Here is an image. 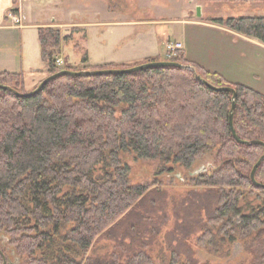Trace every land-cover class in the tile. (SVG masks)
<instances>
[{
	"label": "trees",
	"instance_id": "16d2710c",
	"mask_svg": "<svg viewBox=\"0 0 264 264\" xmlns=\"http://www.w3.org/2000/svg\"><path fill=\"white\" fill-rule=\"evenodd\" d=\"M216 22L264 43V15ZM39 40L47 77L65 69L79 71L56 64L62 43L59 29L39 28ZM183 56L167 61L190 65L196 72L157 66L133 73L63 75L34 96H18L0 87V231L7 233L4 240L17 251L16 262L29 255L24 264H49L47 253L34 256L47 245L54 264H155L149 249L159 232L151 223L141 236L139 224L134 227L130 222L129 235L115 237L112 253L98 259L85 257L96 239L110 238L117 223L130 219L150 189L130 184V168L121 161L128 149L142 158L185 168L216 150L213 172L196 183L217 189L210 200L215 203L213 219L238 212L245 190L261 191L264 198V188L251 178L264 146L234 137L230 125L234 94L210 88L197 75L215 87L236 90L233 124L242 141L264 142V94ZM154 61L163 60L144 63ZM83 62H88L87 55ZM0 86L31 92L26 91L23 73H0ZM256 180L264 184V160ZM145 211L138 212L140 218L148 214ZM51 226L53 233L45 231ZM66 226L69 230L56 244L53 234L59 235ZM236 228L242 239L257 233L252 264H264V199L251 214L242 216ZM205 230L201 226L200 231ZM171 249L175 263L180 251ZM4 258L12 264L0 246V264Z\"/></svg>",
	"mask_w": 264,
	"mask_h": 264
},
{
	"label": "rangeland",
	"instance_id": "374dc122",
	"mask_svg": "<svg viewBox=\"0 0 264 264\" xmlns=\"http://www.w3.org/2000/svg\"><path fill=\"white\" fill-rule=\"evenodd\" d=\"M23 3L24 22H31L32 17L35 21L51 22L50 27L59 29L60 56L68 58L62 68L79 71L87 66L128 68L144 64L147 57L183 58L185 50L189 60L264 94V47L229 33L232 30L216 22L229 17L263 16L264 0H24ZM198 6L201 17L197 15ZM175 18L180 21L163 22ZM67 21L77 22L80 28L57 24ZM28 31L37 34L36 29ZM173 43H179L180 50L168 52ZM86 55L88 62L84 63ZM215 158L216 150H211L185 168L174 162L142 158L133 149L123 152L121 161L130 168V184L148 185L150 189L142 204L134 207L130 219L114 226L110 238L96 239L86 259L112 253L115 237L129 235L127 227L133 222L134 227L139 224L141 236L149 223L159 232L149 249L155 264H252L258 235L242 239L236 227L242 216L263 204L264 198L260 197L263 192L241 189L245 192L239 201V211L229 218L213 219L215 203L210 204V200L217 189L196 183L202 175L213 172ZM140 210H147L148 214L140 218ZM204 225L206 230L201 232ZM68 230L66 226L59 235L53 234L56 244ZM45 231L53 233L54 227ZM4 234L7 235L0 231V246L6 249L9 261L24 264L29 255L16 262L17 251L10 242L6 243ZM171 246L180 251L175 263ZM50 251L46 245L34 256L43 257L47 253L49 264H54Z\"/></svg>",
	"mask_w": 264,
	"mask_h": 264
},
{
	"label": "crops",
	"instance_id": "0c3cea01",
	"mask_svg": "<svg viewBox=\"0 0 264 264\" xmlns=\"http://www.w3.org/2000/svg\"><path fill=\"white\" fill-rule=\"evenodd\" d=\"M24 0H0V73L8 72L12 74L23 73L25 76L26 89L32 91L37 87V84L47 77L48 68L42 61L41 63V44L39 40V28L50 27L51 22L35 21L30 18L31 22H24L26 19L24 13ZM21 12L23 20L19 24H15L8 18L7 13L10 11ZM203 10V9H202ZM184 14L187 12L184 10ZM180 21L175 19H168L163 22ZM141 22V21H139ZM143 22V20H142ZM59 22L61 27L74 25L75 29L80 28L79 24L75 22ZM29 29H36L37 34L29 32ZM223 29V28H222ZM225 30V29H223ZM227 32V31H226ZM229 32V31H228ZM236 36L247 40L249 42L258 44L264 47L258 39L246 37L242 34L232 32ZM184 49V48H183ZM27 51V53H26ZM184 54L187 57L186 51ZM157 58V57H156ZM68 62V58H64ZM145 59H151L149 57ZM164 60L165 58H158ZM189 59V57H188ZM193 61V60H191ZM42 66V67H41ZM41 67V68H40Z\"/></svg>",
	"mask_w": 264,
	"mask_h": 264
},
{
	"label": "water",
	"instance_id": "95a60500",
	"mask_svg": "<svg viewBox=\"0 0 264 264\" xmlns=\"http://www.w3.org/2000/svg\"><path fill=\"white\" fill-rule=\"evenodd\" d=\"M197 15L198 17H201L202 12H201V6L197 7ZM157 66H163V67H168V66H173V67H178V68H185V69H189V70H193L194 72H196L195 68L190 66V65H184L182 63L179 62H174V61H154V62H148V63H144L141 65H137V66H133V67H128V68H117V69H98V70H81V71H73L70 69H65L62 70L54 75L48 76L46 77L39 85L38 87L26 94H21L18 91H16L15 89L11 88V87H6V86H0L4 89L10 90L12 92H14L15 94H17L18 96H34L36 94H38L43 87L48 84L50 81L54 80L55 78H58L60 76L63 75H73V76H91V75H105V74H122V73H133V72H137L140 70H144L147 68H151V67H157ZM197 79L200 80L201 82L205 83L207 86H209L210 88L217 90V91H231L234 94V102H233V107H232V111L230 114V125H231V129L232 132L234 134V137L241 143H245V144H261L264 146V142L263 141H259V140H253V141H242L234 128V124H233V116H234V110H235V99L237 97V92L234 88L232 87H215L213 86L211 83H209L207 80L203 79L201 76L197 75ZM264 160V155L259 159V161L255 164L252 172H251V178L253 180V182L255 183V185L257 187H262L264 188V184H261L259 182H257L256 180V172L257 169L259 168V166L261 165L262 161ZM7 261L4 258V263L6 264Z\"/></svg>",
	"mask_w": 264,
	"mask_h": 264
},
{
	"label": "built area",
	"instance_id": "2783aa9c",
	"mask_svg": "<svg viewBox=\"0 0 264 264\" xmlns=\"http://www.w3.org/2000/svg\"><path fill=\"white\" fill-rule=\"evenodd\" d=\"M7 16L9 19H11V21L15 24H19L22 22L23 20V17H22V14L21 12H16V11H13V10H10L8 13H7ZM177 50H180V44L179 43H173L169 46V50L168 52H172L174 53V51H177ZM56 64L59 66V67H63L65 65H67L66 63V60L61 57L60 55L57 56L56 58Z\"/></svg>",
	"mask_w": 264,
	"mask_h": 264
}]
</instances>
